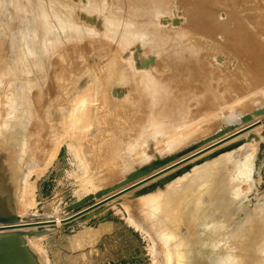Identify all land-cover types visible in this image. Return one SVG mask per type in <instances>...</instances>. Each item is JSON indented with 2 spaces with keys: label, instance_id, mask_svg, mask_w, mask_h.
Returning a JSON list of instances; mask_svg holds the SVG:
<instances>
[{
  "label": "rangeland",
  "instance_id": "374dc122",
  "mask_svg": "<svg viewBox=\"0 0 264 264\" xmlns=\"http://www.w3.org/2000/svg\"><path fill=\"white\" fill-rule=\"evenodd\" d=\"M116 1L100 0L98 1L100 6L94 10L90 8V4L87 6L86 0H57V2L56 0H0V38H2L0 42L5 50L3 54H6L5 58L1 56V60L5 62L0 66V90L2 92L11 90L18 96L21 90L25 93L29 90L26 83L32 84L35 80L37 83L44 81L45 85L50 82L52 85L49 88L50 90H45L43 87L45 90L42 93L43 102H45V107H49L51 104L54 107L55 97L58 99L68 93L67 90L64 92L60 90L58 85L55 84L57 79L61 75L65 79L70 74V76L79 77V80L75 82L76 88L79 87L82 81H84V85L86 83L89 85L88 80L91 81L92 77L87 75L86 72L94 71L95 76L101 75L102 57L99 59V55L107 48V45L112 46L110 54L116 51L114 56L121 57L122 59L119 60L118 57L117 59L129 65L128 67L126 63L122 62V65H115L116 69L119 68L124 73L129 72V74L126 73L121 81H115L108 87L107 95L110 97L112 104L105 109L106 112L104 114L92 112L88 117L89 119L93 118L92 124L88 125L87 129L84 128L86 130L82 132L78 130L74 138L69 137L72 132L67 130L66 135L56 145L52 155L51 153L48 154L49 156L47 155L50 161L47 160V164L41 171L34 173L33 170H30L28 173L27 186L29 190L26 186H20L17 195L15 194L10 199V207H7L4 212L0 210V217L17 216L18 220L13 224L44 220L55 221L57 216L59 219L67 218L78 210H65L66 207L78 201L85 194L94 195L93 193L96 190H103L106 186L110 187L114 183L117 185L115 189L117 190L123 186L122 182L124 181L121 178L125 180L126 176L138 167L149 165L155 159L177 154L184 147L189 146L191 141L193 144L196 139L202 141L205 137H209L211 135L209 133H212L220 124L218 119L209 118V113L211 112L210 116L211 114L219 115L220 113L222 116L227 110L233 113L237 111L234 114L236 117L227 122L224 128L220 130L221 132L230 126L234 129L242 125L241 118L249 113L252 117L249 114V120L245 123L259 118L256 127L260 131H252V134L260 138L257 142L244 143V145H252L251 154L241 156L242 158L253 156L251 174L249 175L252 187L245 185L244 179L236 175L237 171H233V168L229 167L232 162H227V170L221 176L223 179H228L227 184H230V186L235 185L240 189L238 193L239 202L237 201L238 203L235 204L236 208L234 207L230 217H235L234 219L239 221L242 217L248 216L252 210H259L260 206L264 204V135L262 134L264 129V115L262 113L264 111H262L261 116L259 114L254 115L251 112L256 110L255 107L257 110H261V108L264 110V46H256L259 57L253 61L241 60L238 57L230 60L214 61L215 52L209 51L212 58L204 59L199 66L203 74L200 73L196 78L192 75L170 76L168 71L165 72V78L160 80L165 89L159 92L160 95L157 102H155L149 93L145 92L143 85L146 83L147 78L150 80L151 75L157 76V57L152 60L154 63L148 69H142L141 71L134 68V57H136L132 52L135 49L134 47L140 49L139 56L143 59L155 58V56L150 48L141 47L137 40H131L134 35H142L151 27L156 32L157 29L176 31L177 28L173 27L178 25V27H181L185 24L180 17L183 12V4L188 0H163L170 5V8L163 14H159L155 18L156 20L153 19L152 24H146L143 21L145 16L135 8L124 7V9L115 10L117 14L123 17L124 26L121 30H128L124 40H121L120 38L123 39V36L117 33L113 35L106 33L109 28L116 30L118 27H110V25L103 23V18L106 15L108 16L107 13L116 6ZM38 2L49 4L45 6L41 3L37 4ZM58 8H60V11L56 12L55 10L58 11ZM218 8L219 6L216 5L215 9ZM3 12L5 13L3 14ZM218 12H222V10ZM51 14L53 15L51 16ZM222 14L223 12L220 14L223 18ZM15 17L23 25V30L20 29L21 33L20 30L15 31L14 29L13 31L10 26L12 25L10 20L15 19ZM43 17L49 18V21L54 25L48 29L47 38L49 40L48 42L43 41L41 52L30 51L26 58L22 34L25 35V32L29 31L28 26L32 24V21L38 23ZM179 20L180 23L178 24ZM63 23L65 25H61ZM253 33L257 34L255 31ZM262 35L264 36V33ZM16 38H18L19 44L23 46L22 50L18 49ZM117 38L124 43H119L118 47H114L117 45ZM155 47L157 49V40ZM3 48L0 49L3 50ZM0 52L2 51L0 50ZM21 56L24 58H21ZM71 70L74 71L70 72ZM39 76L42 77L40 80ZM68 86L72 89L74 87ZM38 87L32 84V88L28 93H34L39 89ZM117 87L123 90L118 97L115 96V93L119 92L115 90ZM132 87H134L135 93L131 91ZM69 99L71 100V97ZM212 102L214 103L212 104ZM240 111L245 114L242 116ZM50 112L55 120L60 119L59 111L52 108ZM95 115L97 117L103 116L106 122L99 123L98 119H95ZM85 118L87 117L85 116ZM19 119L16 118L15 121L19 122ZM173 119H175V122L170 123ZM168 122L173 125L171 127L169 125V127L165 126L157 131V135L149 137L150 128L153 125H167ZM190 124H194V128L190 127ZM85 125L86 123L84 127ZM186 125L190 128L185 129ZM165 129L166 131H164ZM7 130L8 128L1 129L0 155L2 154L4 160L0 158V166L3 167L2 170L4 169L5 174L10 173L16 177L15 172L17 173V170L22 168L21 155L19 154H22L23 151L18 150L20 152L18 154L16 153L17 148L14 147L16 144H8L9 146L6 144L8 139L4 136L8 135ZM177 138H180L179 142L175 145L171 144ZM198 143L199 141L196 145ZM194 145L191 147H195ZM240 147H237V149ZM225 154H220L208 161L194 165L165 187L169 192L174 187V190L180 193L181 185L184 182L200 174L206 168H210L213 161ZM229 158L226 157L227 160ZM242 165L243 163H238L235 168L237 169L239 166V170L243 172ZM229 168L230 170H228ZM26 170L27 168H25ZM0 174L2 176V173ZM230 174L235 175L232 180H230ZM1 182H4L5 185L6 181ZM243 186L247 188L246 191L242 189ZM5 189V186H3V191L0 192V201L1 199L6 201L9 198V194ZM24 190L28 192L25 193ZM19 192L23 194L18 200ZM155 192H157V189L146 195L131 198L132 191L130 189L127 193H122V195H118L117 198L115 197L95 210L68 222H55L53 225L5 231L12 234L10 235L12 237H4L0 242V264L5 261L18 264L23 260H27L28 263L26 264H174V262L175 264H182L179 257L174 255L173 250H175L176 244L180 247L182 245L186 249L188 239L183 238V233L186 230L187 222L183 218L182 211L175 215L167 213L168 208L166 207H162L158 211L157 209L154 210L157 203L153 205V198L149 197ZM211 192L202 190L198 195L196 198V213L210 200ZM234 193H237V191ZM103 195H107V193L102 194L101 197ZM168 197L170 198V196ZM205 197L209 200H204ZM224 197H232V194L224 195ZM93 199L91 203L99 201L98 198ZM117 199L119 200L116 201ZM147 205L151 206L150 213L145 210ZM95 211L100 212L94 215ZM26 213L29 216L32 215L38 218L30 220ZM216 214L217 210L210 219L214 218ZM89 215L91 216L88 217ZM220 215L222 214L220 213ZM20 216L26 219L20 218ZM203 218L206 220L205 216L201 220ZM0 225L3 226L2 223ZM32 230L47 231L36 235L27 234ZM178 250L180 251V248ZM257 251L260 253L258 247H255V254L259 255ZM178 252L176 249V254ZM224 255L227 256V252H223L216 264H222L221 261L225 260ZM183 256L180 254V258H184L186 264H192V259H188V255L186 257L183 253ZM176 261L179 263H176ZM211 264L215 263L212 262Z\"/></svg>",
  "mask_w": 264,
  "mask_h": 264
},
{
  "label": "bare ground",
  "instance_id": "6f19581e",
  "mask_svg": "<svg viewBox=\"0 0 264 264\" xmlns=\"http://www.w3.org/2000/svg\"><path fill=\"white\" fill-rule=\"evenodd\" d=\"M98 1L100 0H86L85 3H87V6L88 4H90V8L95 10L98 9V6H100ZM40 3L45 6L49 4L46 2L45 3L38 2L37 4ZM261 3L264 4V0H220V1L219 0H199V1L188 0L185 1L183 4V12L181 13V17H180V19L182 18L181 21L185 22V24L181 25V27H178L179 25L177 27H173V28H177L176 31H171L168 29H163V30L157 29L156 32L151 27L147 29V31L142 35L141 34L134 35L131 41L137 40L140 43L141 47L150 48V50L153 52L155 56V58L148 57L147 59L146 58L143 59L141 56H139L140 49L134 47L135 51L134 50L132 51L133 54L136 55V57H134V62H135L133 64L134 68H137L138 70L140 69L141 71L142 69L143 70L148 69L154 63V61L152 60L156 59L157 57V76L151 75L150 80L148 78L146 79L147 81L143 85L145 92H147V94L149 93L151 98H153L155 102H157L158 96L160 95L159 92L165 89L163 85H161L162 81L160 80L162 78H165L164 73L167 71L169 72L168 75L170 76L192 75L194 76V78H196V76L202 73L199 66L201 65V63H203L204 59L212 58L210 57L209 51L215 52L216 57L215 59L213 57L214 61L215 60L222 61L225 59L230 60V59H235L236 57H238L241 60H250V61L257 59V57H259V54L256 52V46L257 47H259L260 45L264 46V36L262 35L264 33V5H262ZM216 5L219 6L218 9H215ZM124 7L137 9L143 16H145L143 21L146 24H152L153 19L157 18L159 14H163V12L167 11L168 8H170V5L164 2L163 0H117L116 6H114L113 9L107 13L110 16L106 15L103 18V23L110 25V27H118V29L116 30L115 29L113 30V28H109L106 33L107 34L111 33L112 35L114 33H117L119 35H122L123 39L120 38L121 40H124V37L128 32V30L127 31L121 30L122 27L124 26L123 17L117 14L115 10L119 8L124 9ZM220 10H222L223 12L222 14L223 18L220 15L222 12H218ZM55 11L59 12L60 8H58V11L57 10ZM4 13L5 12H3V14ZM69 14L71 13L69 12ZM52 15L53 14H51V16ZM44 16L46 15L44 14ZM8 21L9 20L7 19V22ZM10 22H12L13 26L12 25L10 26L13 29V31L14 29L15 31L17 30L19 31L20 29L23 30V25L20 23L18 18L15 17V19L10 20ZM38 23L32 21V24L28 26L29 31H26L25 35L22 34L26 58L28 57L30 51H34L35 53L41 52V48H42L41 45L43 44V41L48 42L49 40L47 38L48 29L54 26L53 23L49 21V18L47 19V17H43L41 21ZM179 23L180 20L178 21V24ZM61 25H65V24L63 23ZM21 30L19 31L20 33ZM253 31L257 32V34H254ZM28 37L30 38L28 39ZM120 39L117 38V42H116L117 45L114 47H118L119 43H124L121 42ZM16 40L18 42V38H16ZM156 40H157V49L155 47ZM18 46H19L18 49L20 50L23 49V46L19 44V42H18ZM0 48H3L1 42H0ZM111 48L112 46L107 45V48L104 49L103 52H100L99 59L102 57L101 60L102 73L100 75L101 77L98 75L95 76L96 73H94V71L86 72L87 75H91L92 77L91 81L88 80L89 85L87 83L84 85V81H82L79 87L77 86L78 88H76L75 82L79 80V77L74 75L70 76V74L65 79L63 75H61V77L57 79L55 84L58 85L60 90H62L63 92L67 90L68 93L58 99L55 97L54 99L55 105L53 104L55 108L51 106L52 104L49 106L51 108L47 106L46 108L44 106L45 102H43L42 93L46 89L50 90L49 88L52 85L50 84V82H47V84L44 85V81H39L42 78L40 76L38 83L37 81L33 80L32 84L34 86H39L38 87L39 89L32 94L28 93L30 88H32L31 83H26L27 84L26 86L29 90L26 93L22 90L21 91L19 90L20 94L18 96H16L13 91L11 92V90L10 91L5 90L6 92H2L0 90V136L2 137L1 129L8 128L7 130L8 135L4 136L5 138L8 139V141L6 140L7 141L6 144L7 145L8 144L11 145L12 143L16 144V146L14 147L17 148L16 153L18 154L20 153L19 151H23L22 154L21 153L19 154L21 155L20 158H21L22 168L17 170L18 171L17 173L15 172V174L17 175L16 177L10 173L5 174L4 169L2 170L3 167L0 166V173H2V176L0 174V192L3 191V186H5L6 188L5 190L9 194L8 200L5 201V199L4 200L1 199L0 201L1 212H4L5 210H7V207H10V199L15 194L17 195V190L19 189L20 186L21 187L26 186L27 189L29 190L27 186L28 184L27 179L29 176L28 173L30 172V170H33L34 173L41 171V169L47 164V162L50 161V159L48 160L47 155L50 153L52 155V152L55 151L56 149L55 148L56 145H58L60 143V140L66 135L67 130L68 131L70 130V132L72 133L74 132L73 134L71 133V135H69L70 132L69 134H67L69 135V137L74 138L75 135L78 133V130L82 132L83 130L87 129L88 125L90 126V124H92L93 118L92 119L88 118L92 112L94 113L99 112L104 114L106 112L105 109H107L109 105L112 104L110 97L107 95L108 87L112 85L115 81H121L122 78L126 75V73L129 74V72L124 73L121 69L119 68L116 69L115 65L121 64V62L125 64L126 62L119 61L122 58L121 57L119 58L117 56L119 58L118 60L117 57L114 56L115 55L114 53L116 51L110 54ZM0 50L2 51L0 52V66H1L5 63L1 60L2 59L1 56L5 58L4 56H6V54H3V52L5 51L4 48L3 50L2 49ZM22 57L23 56H21V58ZM126 64L128 65V63ZM72 71L74 70H71L70 72ZM21 72L23 73V71ZM68 85L74 86L73 89ZM43 87L45 88V90L43 89ZM115 90L119 91L115 93V96L117 97L118 95H121V93L123 92V90L120 87H117V89ZM131 91L135 93L134 87H132ZM70 97L71 100L69 99ZM213 103L214 102H212V104ZM52 108L59 111L60 119L58 121L55 120L54 117H52L53 116L52 113H54L53 111L52 113L50 112ZM255 109L256 110L254 112L252 111L251 113L257 115L255 113L260 109L257 110L256 107ZM261 110L264 111L262 108ZM236 112L237 111H235V113ZM210 113L209 116L207 115L209 118L212 117V119H216V120L218 119L220 121L219 126L214 130V131L217 130L218 132H221L220 130L224 128L226 123L232 121L236 117V115H234L235 113L228 110L224 112L222 116L220 112L219 115L211 114V116ZM263 113L262 115H264ZM244 114H242V116ZM249 114H246L244 116L247 117V120L245 121H242V118L244 117L242 118L240 117L241 123H243L242 125H240L239 127L235 125L237 127H235L234 129L231 128L230 131H226L227 128L224 131L222 130L220 136L216 139H213L206 143H202L201 139L200 140L196 139L195 141H193L195 142L193 143L195 144L194 145L195 147H191L193 146L191 141L192 145L190 144L191 146L190 145L186 146L181 152L179 151V153L181 154L178 155V157L174 161L162 166L159 169L154 170L149 175L144 176V178H146L149 177L150 175L152 176L153 174L157 173V176L155 175V177L149 180L148 182L139 184L136 187V183L141 182L143 180L142 179L143 177L138 178L133 182L125 183V184L121 181L123 186L119 187L117 190L110 191L111 192L110 194L108 192L107 195H103L102 197L100 196L98 197V199L97 198L96 199L100 201L106 198L107 196L108 197L113 196L118 192H121L122 190L124 191L126 189H128L125 191L126 193L130 189L133 193L138 188H141L142 186H145L146 184H149L151 182H156L159 178L165 177L168 174L175 173L177 170L183 168L186 165L190 164L191 166L182 174L186 173L194 165H197L204 161H208L220 154L226 153L223 157H220L215 161H213V163L210 165V168H214V169L206 168L200 174H197L195 176L193 175L194 177H191L186 182H184L181 185L180 193L174 190L175 189L174 187H172L173 189L169 192L167 190V187L165 186L168 185L169 182H171L173 179H175L178 176H181L182 174L175 176L173 179L164 183L163 185H157L155 187V189H157V192L153 193L149 198L151 199L153 198V205L157 203V205L155 204L156 206L154 207V210L157 209L158 211L162 207L163 208L166 207L168 208L166 212L169 214L173 213L176 215L179 211L183 212L184 215L183 218L184 220H186L187 226L185 228L186 230L183 233L184 235L182 233L181 234L183 235V238L185 237L186 239H188V242L186 243V249L183 248L182 245L180 247L179 245L176 244V248L175 250H173L174 255L179 257L182 264L184 263L186 264V262L183 260L184 258L182 259L180 258V254L181 256H183V253H185V256L186 255L189 256L188 259L189 258L192 259V264H209V262L210 264L212 262L216 264L219 261L220 256H222L223 252L224 253L227 252V256L224 255L225 260L223 259L221 261L222 264H264V253H263L264 252V204L260 206L261 208L259 210L257 209L254 211L252 210L251 212H249L248 216L246 215L242 217L239 221L234 219L235 217H230L231 214L233 213L235 204L239 202L238 200L240 198L238 196V193L240 189H238L235 185L230 186V184H227L228 179L226 180V178H224L225 179L224 180L223 178H221V176L227 170V162H232L233 163V164L231 163L232 166L230 164L229 167L233 168V171H237L236 175L244 179V181L246 182L245 185H247L250 188L252 187V183L250 181L249 175L251 174V160L253 159V156L251 158H249V156L242 158L241 156H244L245 154L248 155L252 151L251 148L252 145L251 146L248 144L244 145V143H255L260 138L252 134V131H258L256 126L258 125L259 118L257 120H253L251 122L245 123L249 120L248 118ZM259 115L261 116V114ZM85 116L87 118H85ZM96 117L95 119H98L99 123L106 122V119L103 118V116H98L97 118ZM16 118L18 119L20 118L19 122L15 121ZM83 120L85 121L87 120V121L85 122ZM173 122H175V119L170 121V123ZM85 123L86 125L84 127ZM22 125L24 126L21 128ZM168 125L171 127L173 124H169L168 122L167 125L166 124L165 125L158 124L156 126L153 125L150 128L149 137H153L154 135H157L158 130H161L163 127ZM193 125L194 124H192L190 127L194 128ZM187 127L188 125H186L185 129L190 128ZM164 131H166V129ZM214 131H212V133ZM217 131L215 133H217ZM212 133L209 134L211 135L215 134ZM243 135L244 137H242ZM180 138L173 140L171 144L175 145L176 143L179 142ZM196 141L197 142L199 141L197 145H196L197 143ZM236 143H238V145L236 146L232 145ZM237 147H240L241 149L240 148L237 149ZM3 153L6 154L5 152ZM206 156H210V158L204 160ZM2 157L3 156L1 154L0 158ZM226 157H230V158L227 160ZM237 159H241V160H237ZM2 160L4 159L2 158ZM238 163H243L242 165L243 172L239 170L240 169L239 166L237 167V169L235 168ZM25 168H27L26 171ZM230 168L228 170H230ZM234 176L235 175L230 174V180H232ZM121 179L124 181V178ZM119 180L117 181L119 182ZM1 181H6L5 185L4 182ZM242 189L246 191L247 188L243 186ZM202 190L206 192L209 191L210 192L214 191V192L213 193L211 192L210 200L206 197L203 198L204 200H209V201L205 206H203V208H201V210H199L196 213L197 210L196 198L202 192ZM234 190L237 191V193H234L235 192ZM97 191L98 190H96V192ZM24 192L27 193L28 191L24 190ZM22 194L23 193L18 195L19 196L18 200L21 198ZM228 194H232V197L225 198L224 195H228ZM86 195L88 194H85V196ZM179 195H181L180 199L178 198ZM168 196H170V198ZM180 200H182L183 202H181ZM148 201H150V199H148ZM163 203L166 205H164ZM150 209L151 206L149 205L145 206V210L149 213H150ZM216 210H217L216 216L210 219ZM220 213L222 215H220ZM23 216H20V218ZM203 216H205L206 220H204V218L201 220ZM56 218L57 219H55V222L59 223L61 219H59L58 216ZM18 224L17 225L14 224L13 226H18ZM19 225L22 224L20 223ZM16 229L19 230L20 228L16 227ZM255 247H258L260 253H258V251L257 253L259 255L255 254ZM178 248H180V251L178 250ZM176 249L177 252L179 251L178 254H176ZM26 263H28L27 260H23L18 264H26ZM176 263L179 262L176 261ZM1 264H11V263L5 261Z\"/></svg>",
  "mask_w": 264,
  "mask_h": 264
},
{
  "label": "water",
  "instance_id": "95a60500",
  "mask_svg": "<svg viewBox=\"0 0 264 264\" xmlns=\"http://www.w3.org/2000/svg\"><path fill=\"white\" fill-rule=\"evenodd\" d=\"M261 113H262V110H259L255 114H261ZM245 120H247V117L242 118V121H245ZM230 129H231V127H228L226 129V131H230ZM220 134H221V132H217V133L213 134L212 136H209V137L203 139L202 143H206V142H209V141H211L213 139H216V138H218L220 136ZM262 134L264 135V129H263V133ZM232 145L236 146V145H238V143L232 144ZM216 153H218V152H216ZM178 155H179V153L174 154V155H170V156H166V157H163V158H160V159L153 160L149 165H143L141 167H138L136 170L132 171L131 173H129L126 176V178H125L123 183H130V182H133L134 180H136L138 178H141V177H143L142 178L143 180L141 182L136 183V187L139 184L148 182L149 180L154 178L155 175L157 176V173L153 174L152 176L150 175L149 177H146V178H144V176L149 175L153 170L159 169L162 166L174 161L178 157ZM209 158H210V156H206L204 158V160L209 159ZM190 166H191L190 164L186 165L183 168L177 170L175 173L168 174L165 177L159 178L156 182H151L149 184H146L145 186H142L141 188H138L137 190H135L132 193V198L133 197H138L140 195H143V194L151 192L152 190L155 189V187L157 185H163L164 183L170 181L175 176L180 175L183 172H185ZM116 188H117V185L114 184V185H112L110 187H107V188H105L103 190H99V191L95 192L94 196L91 195V194H88L85 197H83L82 199H80V200H78L76 202H73L68 207H66L65 210H78V211H76V213H74L73 215H71V216H69L67 218L61 219L59 221V223L68 222V221L73 220V219H75V218H77V217H79L81 215H84V214H86V213H88V212H90L92 210H95L96 208L100 207L101 205L106 204L107 202L111 201L112 199H114L118 195H120L123 192H125L126 190H128V189H126L124 191L118 192L117 194H115L113 196H109V197L107 196L106 198H104V199H102L100 201H97L95 203L89 204L91 201L94 200L93 198H98L102 194L108 193V192H110L112 190H115ZM118 200L119 199H117L116 201H118ZM98 212H100V211H95L93 214L95 215ZM90 216L91 215H89L88 217H90ZM36 218H38V217L29 216L28 219L34 220ZM17 219L18 218L15 215L4 216V217L0 218V223H2V225H3V226L0 225V242L2 241V239L4 237L12 235V234H8L5 231H9V230H13V229L15 230L16 227L17 228H35V227H38V226H46V225L55 224L54 220H44V221H33V222H29V223L22 224V225H19L20 224L19 223L18 226H13L14 225L13 222H16ZM46 231L47 230H41V231L32 230L30 232H27V234L36 235V234L44 233Z\"/></svg>",
  "mask_w": 264,
  "mask_h": 264
}]
</instances>
